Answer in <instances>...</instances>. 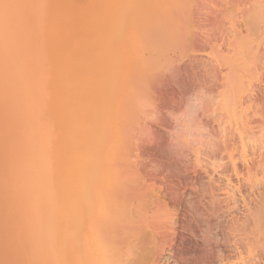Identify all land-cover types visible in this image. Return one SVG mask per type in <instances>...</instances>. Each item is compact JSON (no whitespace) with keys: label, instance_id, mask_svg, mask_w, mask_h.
I'll return each mask as SVG.
<instances>
[{"label":"bare ground","instance_id":"obj_1","mask_svg":"<svg viewBox=\"0 0 264 264\" xmlns=\"http://www.w3.org/2000/svg\"><path fill=\"white\" fill-rule=\"evenodd\" d=\"M101 1L102 0H12L13 7L11 9V0H0V264H142L140 261L142 262V258H145L143 250H145L147 245H150L152 239L153 241L151 244H153L152 247L154 246L153 250H156V248L157 250H163V246L166 247L167 244V246L171 248L170 242L174 241L172 240L173 237L171 238V234L174 235V230L172 229L173 233L170 230V226H172L174 220L170 217L173 214H170V210H166L169 213L167 212V214L165 213L162 215L166 207L164 206L166 204H161L162 202L164 203L165 200V198H161L162 194L160 197L156 196L158 197L156 201L159 200V198L163 199L160 205H162L164 209H162V211L159 209L160 205H157L158 202L152 205L153 208L155 206L154 209L157 212L161 211L160 215H162V217L154 210L152 211L156 214L152 212L153 214L149 217L152 207H150V212L145 210V207H147L146 209L149 208L146 206L149 200H146L147 203L145 197L141 198L140 194L143 193L141 192V186V189L138 188L139 184L128 180L129 183H132L130 185L131 190L135 188L140 189L137 196L140 195L138 198L142 199L141 201L144 202H139V205L147 203L144 204L145 206L143 207L142 205L141 207L138 206V202L136 201L140 200L136 198L137 196L134 195V192L132 194L130 190H128V192L130 191L131 194L135 196L133 198L138 200L135 201L136 203L129 202L131 201L132 195H130V193L127 194L128 192L126 189H129V187L125 189L126 186L124 187V184L123 187L125 190L122 189L127 193L120 192V188H117L119 193H114L116 191L114 185L113 187L115 189H113L115 191L110 192L108 185H105L103 180L102 183L97 181V141L100 142L101 145H98L99 149L102 145L105 147L104 143L111 139V137L109 140L106 138L104 142L100 139L103 142V144H101V141L97 139L103 136L99 137L97 133L99 132V135H104V133H108L106 130H108L107 128H109L110 124L116 125L114 122V124L110 123L112 120L107 117V120H103L104 124H108V126L106 125L104 133H100V131L97 132V112L99 111H97V91L105 92V86H107V90L110 86L112 89L115 82H112V85L110 84L109 86L108 80L113 77L110 75V77L108 76L109 79H106V82L104 81L103 83L102 80L98 82L96 69L97 51L91 52L85 46L88 42H97V8L103 6L100 5L97 7V4L99 2H104V0L103 2ZM166 2L165 0V3ZM75 15H79L82 18L84 27L79 25ZM157 15H161V13ZM79 51H81L85 60H79L77 55ZM5 53L7 56H10L6 58V69L8 74L2 72V68H5L3 58ZM16 64H21L26 67L27 72L24 75L23 81L30 86V91L23 95L24 97H29L27 102L29 113L27 112L26 114L30 117L25 122L24 119L27 116L20 117V112L17 109L18 102L14 99L13 95L14 88L17 85V79L13 74L12 76L10 74L13 71L11 67L14 69ZM185 67L187 68V66ZM86 68L87 71H85ZM88 68H90V70ZM90 72L93 74L91 75ZM101 81L102 84L100 83ZM120 81H122V79ZM102 85H104L103 88H100ZM116 85L119 86L117 81ZM97 86L101 90L98 89ZM239 86H241V84ZM233 88L231 87V90H233ZM235 88L236 90L238 89L237 85ZM263 89L264 88H262V92ZM111 91H113V89ZM111 91H108L109 93L107 92L108 98ZM114 92L111 93L110 97H115L113 94ZM259 92L261 93V91ZM242 93L244 92L242 91ZM247 95L248 94L244 96L248 97ZM256 95L258 94L256 93ZM224 96L223 94V97ZM249 96L252 97L253 95ZM259 96L261 99L264 98V96ZM225 97L224 98L227 99L228 96ZM251 97L247 98L248 100H242V98L240 99L237 97L238 99L235 100L240 99L236 102L237 104H239L240 101H243L244 104L246 103L245 101H249L250 104V99H253ZM253 97L257 96L254 95ZM260 97L257 98L260 100ZM257 98H254V100L256 99L255 102L253 101L254 103L257 102ZM104 99L102 101H104ZM231 102H229L228 105H231ZM253 102L251 107L255 105ZM261 102H257V105L262 104L264 107V101L261 100ZM234 103L235 101L233 104ZM249 104H246V108L244 105L245 110L248 108L247 105ZM125 105L126 104H121L122 107H125ZM228 105L226 107L223 105L224 110H226L223 114L226 115L227 113V115H229V112L233 111L234 114H230H233L232 117L235 116L236 113L234 110L236 111L238 108L232 106L234 110L231 107L232 109L230 108V111V109H227L229 108ZM241 106L239 105L238 107ZM128 108L126 107V110ZM223 108H221V110L224 112ZM253 108L255 109V107ZM256 108L259 109L260 107L258 108L257 106ZM262 109L264 110V108ZM250 110H252V108L248 111L250 112ZM244 111L237 113L243 115L245 114ZM256 111L257 110L254 111L255 117L252 115V111L250 113L248 112L251 114V117L249 115L239 116L237 114L239 117L236 115L231 118V115H229L230 118L229 116L227 118L226 115L225 119L222 116H220L221 119H218V115L216 118L217 111L215 118L219 120H217V128L219 130L217 131L220 133L217 134L220 136L217 143L218 145L216 146L220 149L222 148V152H225L223 156L220 155V159L222 157V159L224 158L223 160L226 161L222 163L223 160L221 159V161L218 158L219 164L216 168H220V164H223V168L221 167L217 172H220L222 169L226 173H232L231 175H222L221 170L220 174L221 176H225L224 179L230 176V178L228 177L223 182L221 178H219L220 180L215 178L216 174L215 176L212 175V177H207L208 179H205V177V181L208 180L206 181V189L204 188L205 191H202V194H196L195 192V195H192L197 213L199 212L200 214L203 212L211 201L215 207L220 208V211L223 210L220 217L224 218L222 221H225V224L227 222L226 226L230 225H228V223L233 225V243L230 242L232 244L228 245L227 248H230L229 255L232 253L237 256V259L234 256L235 258H233L235 260L232 259L234 261L231 263L228 262L227 264H264V116H262L264 112L261 114ZM126 112L124 113L126 114ZM124 113L121 114L124 115ZM256 113L260 114L258 118ZM99 114L101 115V112ZM114 114H116V111ZM118 114L116 115L118 116ZM111 116L113 115H110V117ZM253 117L255 119H252ZM100 122L99 124L102 123ZM118 125L116 126L119 127ZM112 128L113 126L110 127V129ZM212 129L214 130L215 128ZM111 132L110 133L113 134L114 131L111 130ZM118 133L120 132L118 131ZM111 134L105 137L111 136ZM115 136H117L116 133ZM252 139H254V141ZM250 140L254 142L253 144H256L252 145ZM114 142L117 143L118 141L116 140ZM212 142L216 144L214 140H212ZM259 142L263 143L260 147L258 144ZM205 143L207 142L205 141ZM249 143L251 145H249ZM214 144L213 147L215 146ZM73 145L75 146L73 147ZM106 146L108 145L106 144ZM115 146H117V144ZM104 147H102L101 150H103ZM112 147L110 149H114ZM219 148H215V152L220 151ZM101 152L103 153V151ZM222 152H219V154ZM98 153H100V151ZM121 153L120 150L118 154H115L118 156L119 154L122 155ZM75 155H77L79 159L75 160ZM215 155L213 154V157ZM116 158L111 159L116 160ZM118 161L116 162L118 163ZM108 163H110L109 166L112 164L110 161ZM99 164L101 165L102 163ZM17 167H20L18 171ZM65 169L69 170V180L63 178V175L67 177L64 173ZM112 170L113 169H111V171ZM213 171L216 172V169ZM118 174H120V172ZM218 176L220 175H217V177ZM122 177H124V175ZM109 182H111V180H109ZM113 182H115V180L111 183ZM122 183L125 182L122 181ZM133 185L135 186L134 188L131 187ZM137 191H135V194ZM168 191L169 190L165 192L167 193ZM172 194L174 193L172 192ZM177 194L178 193L175 195ZM220 196H223V198L220 199ZM129 197L131 198L129 199ZM168 197L166 195V200ZM173 201L181 203L178 195L173 198ZM222 201L223 203H221ZM154 202L152 204H154ZM168 202L170 201L168 200ZM205 202H207L206 204L208 205L204 207ZM173 204L175 203L171 205L173 206ZM213 204H210V206ZM156 207H159L157 208L159 210H157ZM212 207L213 206L207 208L206 211L208 209V211H210L211 209L212 212ZM166 209H168V206ZM217 209L214 211L216 212ZM219 210L218 214L220 215ZM206 213H204V217ZM169 214L170 216H168ZM202 214L201 217L203 216ZM163 216H168V219H172L171 223L167 222L169 225L165 223L170 227H168V229L167 226L165 227L166 229H164L165 225L160 226L161 221L158 218H166ZM206 216V222H213L215 217L214 214ZM174 217L177 220L178 217L176 215ZM148 218L155 220V222L156 220L157 222L160 221V225L158 223L157 227L159 228L160 226L161 228H159V232L163 229L164 231L170 230V241L166 238V236H169V232L167 235H164L167 231L164 233L161 231L160 234L163 233V236L159 235L155 237L153 236L154 234L156 235V233L152 231L154 229L151 230L150 228V232H154L152 236L147 233V231H149L147 227L151 224L149 222H153V226L155 223ZM167 218L164 221L163 219L161 220L165 222L168 221ZM217 221L215 220V222ZM163 222L162 224H164ZM175 222H173V226ZM224 223L222 224L224 225ZM147 224L148 226H146ZM176 224L177 222L175 225ZM214 224L216 225V223ZM221 227L223 228L222 225ZM232 228H227V231ZM224 230L226 231V229ZM158 231L156 232L158 233ZM234 232H236V234ZM145 233L147 234L145 235ZM232 236H230V239ZM205 237L203 235L202 238ZM164 243L166 244L164 245ZM208 247L210 246L208 245ZM160 251L157 252L160 253ZM6 254H8L7 257ZM155 254L158 256L157 253ZM207 254L210 253L207 252ZM152 255H154V253ZM222 255L224 256V254ZM153 257L155 258V255ZM153 257L152 260L154 262ZM202 257L201 254V258ZM213 258L215 257L212 256V258H210V256H208L206 259H203L206 264H216L217 261ZM228 258L224 257L225 261ZM224 259L223 257L221 258L223 261ZM144 261L145 260H143V262ZM223 261H220L219 264H221V262L223 263ZM149 264L151 263L149 262ZM154 264L159 263L154 262ZM224 264H226V262Z\"/></svg>","mask_w":264,"mask_h":264},{"label":"rangeland","instance_id":"obj_2","mask_svg":"<svg viewBox=\"0 0 264 264\" xmlns=\"http://www.w3.org/2000/svg\"><path fill=\"white\" fill-rule=\"evenodd\" d=\"M166 1L167 2L165 3V0H104V2L102 0L101 2L103 3L99 2L97 4V7L103 5L97 8V42L91 41L90 43H86L85 46L91 52L97 51L96 69L98 82L99 80H102L104 83V81L106 82V79L108 80L110 76L113 77L108 80L109 86L110 84L112 85V82H115L114 86L112 87L113 91H111V86H108L111 90H107V86H105V92H98V89L103 88V86L106 84L102 85V87L100 88L97 86V111L99 110L97 112V132L100 131V133H104V130H106V125L108 126V124H104L103 120H107L108 118L112 120L110 121V123H116V125L119 124V127H117L115 124H110L109 128H107L110 131L106 130L109 134L104 133V135H99V132L97 133V136H103L100 138L98 137L99 139L97 140L102 139L103 142L104 139L106 140L107 138L109 140V138L111 137L110 141H106L104 143L105 147L104 145H102V147H104L103 150H101L102 147H99L98 149V145H101L100 142L97 141V154L99 155H97V167L100 170L99 172V170L97 169V181L102 183L103 180V183H105V185H108L110 192H113L115 190L117 191V188H120V192H128V190H130L132 191V194L134 192V195L137 196L138 192H140V189L142 188L143 191L141 190V192L143 194L139 193L141 195V198L145 197V201L149 200L148 202L150 203V205L147 201L146 202L148 204L144 203L149 207L148 209H146L147 207H145V210H148V212H150V207H152L151 212L149 213V217H151V214H153L152 212L156 211L154 209L155 206L153 208L152 205H155L156 202H158L157 205H160L163 200L159 198V200L156 201V199H158V197L156 196L160 197V195L162 194L161 198H165L166 200V195L168 197L170 193L171 197L169 196L170 198L168 197L166 201L164 200V203H161L163 205L166 204L164 205L166 206L165 212L162 213V215H164L165 213L167 214L168 211L166 210H170L171 215H176L179 218L178 220V218L176 217V220L173 215V217H170L174 219L173 222L176 221L178 224L175 225V222L173 226L172 222L173 228L172 226H170L171 232L172 229L174 230V235L169 232L170 230H165L167 232L164 231V229H166L165 227L167 226L166 224L169 225V223H171L172 219H168V216H170V214L168 216H163L166 218L168 217V221L165 222L163 221L166 218H158L161 222H157V220L155 222V220L148 218L150 219V221L152 220L156 224L154 223L153 226V222H149L147 220L151 224H149V226L148 224L146 225L148 226L147 230H149L146 231L150 234V236H152L155 232L156 235L154 234L153 237L159 235L163 236L164 232V235H167V233L169 232V236H166V238L169 239V237L172 235L171 238L173 237L172 240L174 241L171 240L172 242H170L171 248L168 247L167 244L166 247L163 246L164 249L162 247L163 250H157V248L156 250L154 249L156 251L155 252L153 250L154 246L152 247L153 244H151L153 241L152 239L151 243L149 242L150 245H147L145 250H143L145 252V254L143 252L145 258L143 257L142 259L145 261L143 262V260L141 259L142 262L140 261V263L149 264L150 262L151 264H154V262H157L159 264H206L203 258L206 259V257L208 256L212 258L213 256L215 257L213 259L217 261L216 264H219L220 261H223L221 260L222 257L223 259L224 257H229L230 261L229 258L226 259V261L224 259L227 264L228 262L231 263L232 261H234L235 257L237 259V256L233 255L232 253H230L229 255L230 248H227L228 245L233 243V225H231V223H228V225L230 224L233 228L230 225L226 226L227 222L225 224V221H222L224 218L220 217L223 210L220 211V208L215 207L214 204L211 203V201H208L209 205L206 204L207 202H205L204 207L205 205H208V207H205V209L203 207L204 211L200 214L199 212L197 213V209H195V203H193L192 195H195V192L196 194H202L205 191L206 181H208H205V179H208L207 177H212V175L215 176L216 174L215 178H221V181L223 182L228 177L230 178V176H227V178L224 179L225 176H221V174L231 175L232 173L230 171V173H226L222 169V172L220 170L221 174L220 172H217V170L219 171L223 164H220V168H216V166L219 164L218 161L220 159V155L223 156V153H225L222 152V148L220 149L218 146H216L218 145L217 143L220 136L218 135L220 132H218L219 130L217 128V120L221 119L220 116L224 117L225 119V116L227 115V113L226 115L223 114L226 111L223 108V105L225 106V102L227 101V106L229 102L233 100L231 102V105H228L229 108L227 109L229 110L232 106L235 108L237 107L238 109H236V111L232 107L237 115L241 111L245 110L246 104H249V101H245V104L243 101H240L241 103L239 102V104H237L236 102L241 98L242 100H245L251 97L249 95H255L258 98L260 97L259 95H261L262 97L264 96V89L262 92V88H264V0ZM12 7L13 5L11 0V9ZM159 12L161 13V15H157L160 14ZM75 18L76 21H78L79 25L84 27L82 18L79 15H75ZM78 53L79 54L77 55L79 60H85V57L83 56L81 51H79ZM7 57L10 56H7L5 53L3 55L5 68H2V72L4 74H8L6 69ZM185 66H187V68ZM11 69L13 71L10 75L12 76L13 74V76H15L17 79V85L15 86L13 91L14 99L18 102L17 109L20 112V117L27 116L24 119L25 122L30 117L26 114L29 111V107L27 104L29 97L23 96L24 93L30 91V86H28L27 83L23 81L27 69L21 64H16V67L14 69L13 67H11ZM88 69L90 70V68ZM85 71H87V68L85 69ZM115 74L117 76H120L117 77ZM121 79L122 81H120ZM102 81L100 82L101 84ZM116 81L118 82L119 86L116 85ZM240 84L241 86H239ZM236 85L238 87L237 90L239 91L236 90ZM253 85L255 86V88ZM231 87H234L235 89L233 88V90H231ZM108 91H111V93L114 92L113 94L115 95V97L113 98L111 96V98L110 93L108 98ZM242 91L244 93H242ZM259 91H261V93L263 94H261ZM256 93L258 95H256ZM223 94L225 96H228L227 99L231 100L229 101L225 99L226 97L224 96V98ZM246 94H248V97H245ZM239 95H241L242 97ZM253 96L251 97L253 99H250V106L247 105V114L245 110V114H238L239 116H250L251 114L249 113L253 111L252 115H254L255 117V110H257L261 114L264 112V110L262 109L264 108L262 104H260L261 106L257 105V102L260 103L261 100L264 101V98L261 99L260 97L259 100L257 97ZM237 97L241 98L239 100H235L238 99ZM101 98H105L104 101H102L103 99ZM254 98L258 99L256 103H254L256 100H254ZM234 101L235 103L233 104ZM251 101H254L253 103L255 104L252 107ZM121 104H126L127 106L125 105V107H122L124 105L121 106ZM239 105L243 106L238 107ZM257 106L258 108L262 107V111L260 108L257 109ZM126 107L129 108L126 110ZM253 107H255V109ZM221 108H223L224 112L221 110ZM251 108L252 110H250L249 112L248 110ZM220 110L222 114L220 113ZM115 111L116 114L119 113V117L114 114ZM100 112L101 115L99 114ZM124 112H126V114ZM102 113L106 114L102 116ZM121 113H124V115H122ZM230 113H233V111L229 112L231 118L236 116L235 115L232 117L234 113ZM215 114L216 118L217 115L219 116L217 120L215 118ZM258 114L257 118L258 116H260V114ZM110 115L113 116L110 117ZM115 115L117 116V118ZM229 115H227V118ZM262 116H264V114ZM254 117L252 119H255ZM114 120H116L117 122ZM99 122L101 124H99ZM112 126L113 128L110 129V127ZM212 128H215L216 130H214L218 131L215 132ZM111 130L114 131L113 134H111ZM118 131L120 133H118ZM115 133L117 134V136H115ZM110 134L111 136L105 137ZM114 139H116L118 142H114L116 141ZM212 140H214L216 144H214ZM252 140L254 141V139ZM205 141L207 143H205ZM208 141H210L211 143ZM103 142L101 141V144H103ZM200 142L203 143L201 144ZM212 143L215 145L214 147ZM250 143L252 145L256 144H253L254 142L252 141ZM250 143L249 145H251ZM106 144L108 146H106ZM116 144L117 146H115ZM258 144L260 147L263 143L259 142ZM74 146L75 145H73V147ZM209 146L213 148H210ZM111 147L114 149H110ZM217 147L220 149V151L215 152V148L218 149ZM119 149L121 150V154L123 155V157L120 154V156H117L115 154L119 153ZM212 149L215 153L212 151ZM99 151L101 154L98 153ZM101 151H103V153ZM219 152L222 153L219 154ZM212 153L214 155H219H215L213 157ZM77 155H75V160L79 159L77 158ZM116 157L118 159L120 157L119 161ZM111 158H116V160H112ZM99 160L102 161L100 162ZM109 161L112 163L110 166V163H108ZM116 161H118V163ZM225 161L226 160H223L222 163H224ZM115 162L117 165L115 164ZM99 163L102 164L100 165ZM19 168L20 167H17V171L19 170ZM121 168L123 171L121 170ZM67 169H65V171ZM111 169L113 170L111 171ZM215 169L216 172L213 171ZM65 171L64 173L67 177H64L63 175V178L69 180V170H67L66 172ZM118 171L120 172V174H118ZM121 172H123L124 174ZM202 173H204L205 175ZM120 175H124V177ZM217 175L220 176L217 177ZM111 176H114V179ZM109 180H111V182L115 180V182L111 183L109 182ZM128 180L130 182L139 184L138 188H140V186L141 188H135L136 190H131L130 185L132 183H129ZM122 181H124L125 183H122ZM202 183L204 186L202 185ZM123 184L124 187L126 186L125 189L127 187H129V189L123 191ZM113 185L114 187H116V189L113 187ZM173 186L177 189H175ZM131 187L134 188L135 186L133 185ZM202 188L205 189L203 190ZM167 190H169V193L167 192L168 194L165 192ZM173 190L177 191L175 192ZM116 191L114 193H119V190L117 192ZM130 191L126 193H130V195H132ZM135 191H137L136 194ZM191 191H193L194 194ZM172 192L174 194H172ZM176 193H178L177 195L179 196L181 203L173 201V198L177 196L175 195ZM187 193L190 196H188ZM134 195H132V198L129 197V199L131 198V201L129 202H135L139 199L140 201L136 202H138V206L141 207L142 204L139 205V202L143 203L144 201L142 202V199L138 198L140 197V195L137 196L136 198L138 199L135 200V198H133L135 197ZM220 197V199L223 198V196ZM168 200L170 202H168ZM153 202L154 204H152ZM172 203L175 204H173L172 206ZM221 203H223V201ZM144 204L142 205V207L145 206ZM210 204H213L211 206L214 207V209L212 207V212L211 209L210 211H208L209 209L206 211L207 208H211ZM167 206L168 209H166ZM162 207L163 206L160 205V208L156 207V209L159 208L162 211V209H164ZM216 209L217 211L215 212L214 210ZM218 210L220 211V215L218 214ZM161 211H156V213L160 215ZM196 213L200 217H198ZM204 213H206L205 217ZM201 214L203 215L202 217L204 218V220L201 217ZM213 214L215 217L218 215L217 218L219 220L221 219V223L217 218L215 219L214 216L213 222H206V215L209 216ZM162 215H160V217H162ZM161 219H163V221ZM215 220L218 221L215 222ZM159 222L161 223V225ZM162 222L164 224H162ZM218 222L220 223V226ZM158 223L160 226L165 225L164 229L162 227L163 230H160V232L163 231V233L161 234L158 231L160 226L159 228H157ZM214 223H216L218 227ZM222 223H224V225ZM221 225L223 226V228L221 227ZM168 227L169 226H167V229ZM150 228L151 230L154 229L152 230L154 231L153 233L152 231L150 232ZM227 228L232 229L227 231ZM224 229H226V231ZM155 230L158 231L159 234ZM175 230L176 232L178 231V235L176 234ZM236 232L234 233L236 234ZM147 233H145V235ZM203 235L204 237H206L202 238ZM229 235L232 236L231 239ZM183 238H185L186 240ZM165 244L166 243H164V245ZM208 245L211 248L208 247ZM150 246L152 247V249ZM215 247L218 248L219 251ZM202 250L204 254L202 253ZM157 251H160V253H158ZM207 252L210 254H207ZM220 252L224 254V256ZM153 253L156 260L153 257L154 255H152ZM155 253H157L158 256H156ZM201 254L203 256L202 258ZM225 254L228 256H226ZM7 256L8 254H6V257ZM151 256L153 257L154 262ZM179 256H181L182 258ZM216 257L217 259H219L217 260ZM150 258L153 263L150 261ZM224 261L223 263L221 262V264H224Z\"/></svg>","mask_w":264,"mask_h":264}]
</instances>
